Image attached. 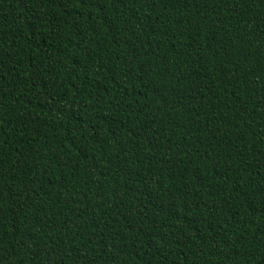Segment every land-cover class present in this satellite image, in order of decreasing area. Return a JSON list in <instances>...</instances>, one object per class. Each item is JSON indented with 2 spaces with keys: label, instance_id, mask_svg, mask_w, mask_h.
<instances>
[{
  "label": "trees",
  "instance_id": "1",
  "mask_svg": "<svg viewBox=\"0 0 264 264\" xmlns=\"http://www.w3.org/2000/svg\"><path fill=\"white\" fill-rule=\"evenodd\" d=\"M0 264H264V0H0Z\"/></svg>",
  "mask_w": 264,
  "mask_h": 264
}]
</instances>
